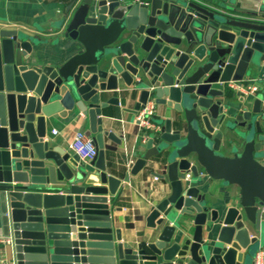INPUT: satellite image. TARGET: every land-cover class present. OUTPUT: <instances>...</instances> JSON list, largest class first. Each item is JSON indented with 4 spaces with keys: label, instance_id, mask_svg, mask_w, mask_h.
I'll use <instances>...</instances> for the list:
<instances>
[{
    "label": "water",
    "instance_id": "1",
    "mask_svg": "<svg viewBox=\"0 0 264 264\" xmlns=\"http://www.w3.org/2000/svg\"><path fill=\"white\" fill-rule=\"evenodd\" d=\"M81 1L67 8L64 34L77 44L63 63L34 60L31 40L0 28V213L11 260L253 264L264 251V106L256 97L251 111L231 118L222 97L235 92L229 82L264 75V0ZM107 91L138 97L136 114L149 100L170 109L144 131L145 152L123 179L107 171L104 139L114 134L98 123L99 109L121 103L103 101ZM76 111L88 116L98 149L87 162L47 140L49 119ZM238 126L243 148L228 156L224 132ZM152 157L167 161L160 178L171 192L146 218L151 238L125 242L106 196L119 195ZM204 176L239 186V201L209 204Z\"/></svg>",
    "mask_w": 264,
    "mask_h": 264
},
{
    "label": "crops",
    "instance_id": "2",
    "mask_svg": "<svg viewBox=\"0 0 264 264\" xmlns=\"http://www.w3.org/2000/svg\"><path fill=\"white\" fill-rule=\"evenodd\" d=\"M74 1L81 3V0H0V28L5 30H15L24 40L33 42V59L43 64L63 63L74 54L76 42L65 36L64 24L70 11L67 8ZM255 80L259 90L253 94L242 96L230 91L226 98L222 100L229 106V115L234 118L240 111L254 108L256 97L264 99V75L263 71H255L246 77L248 80ZM229 86V84H228ZM120 88H123L121 85ZM232 88V87H231ZM233 89V88H232ZM119 96L120 105L108 104L105 108L98 110L99 125L105 130L114 134V139L108 136L104 139L106 150V165L109 174L123 179L127 172H130V163H134L141 157L145 149L141 147L144 141V131L136 121L137 114L132 111L137 98H122V91H107L103 96V101L110 97ZM263 105V104H262ZM264 106V105H263ZM154 122L161 124L164 118L170 114V109L164 105H155ZM253 118L257 115L253 114ZM230 118V119H231ZM233 120V119H231ZM258 124L264 130V118L258 120ZM47 140L53 146L72 152L71 142L77 131L89 130V119L79 111L68 118H63L59 114L54 115L47 122ZM58 133L54 134L53 130ZM242 132L240 126L234 130L227 129L222 140V151L233 156L243 148ZM257 134V139L261 138ZM75 153V152H74ZM135 153H138L135 155ZM166 160H159L155 157L149 159L143 169L139 172L130 173V180L123 182L122 191L117 196L109 197L111 209V219L114 227L121 230L122 239L125 242L138 244L143 240H148L156 232L148 226L146 218L153 206L170 194L171 183L162 179L167 172ZM157 174V175H155ZM201 192L205 193L206 200L214 206H229L238 202L241 189L237 185H229L224 181L213 180L204 176L199 183ZM186 226L193 229L192 220L189 216L181 217ZM4 225L1 222L0 213V260L12 261L10 246L5 240L3 233ZM207 232L205 231V234ZM7 247V248H6ZM7 255L3 256L4 249ZM242 264V263H241Z\"/></svg>",
    "mask_w": 264,
    "mask_h": 264
},
{
    "label": "built area",
    "instance_id": "3",
    "mask_svg": "<svg viewBox=\"0 0 264 264\" xmlns=\"http://www.w3.org/2000/svg\"><path fill=\"white\" fill-rule=\"evenodd\" d=\"M229 87H232L236 92L239 91L242 95H249L259 90L258 83L255 81H249L247 83L229 82ZM264 105V99L262 101ZM155 107L153 101L149 100L143 109L137 114L136 121L143 129H156L157 126L154 122ZM54 134L58 133L57 129L53 130ZM71 147L73 151L80 157L82 161H88L93 159L97 154V147L91 136H88L84 131H77L72 142ZM8 242V238H5ZM253 264H264V251L260 250L255 255ZM2 264H16L13 261H1Z\"/></svg>",
    "mask_w": 264,
    "mask_h": 264
}]
</instances>
